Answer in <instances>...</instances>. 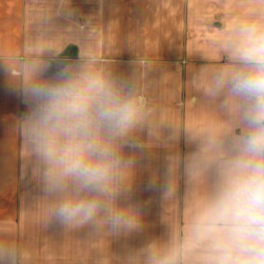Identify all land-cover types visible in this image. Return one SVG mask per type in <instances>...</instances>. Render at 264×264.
<instances>
[{"label":"clouds","instance_id":"9594fccd","mask_svg":"<svg viewBox=\"0 0 264 264\" xmlns=\"http://www.w3.org/2000/svg\"><path fill=\"white\" fill-rule=\"evenodd\" d=\"M227 53L230 63L208 91L226 95L233 119L186 166L190 179L208 172L214 179L181 239L154 248L147 264H264V23L238 22ZM27 102L32 154L45 191L56 197L52 214L70 227L102 213L114 228L134 226L115 197L132 165L122 148L140 122L144 97L100 72L63 68L53 80L33 78Z\"/></svg>","mask_w":264,"mask_h":264},{"label":"crops","instance_id":"0c3cea01","mask_svg":"<svg viewBox=\"0 0 264 264\" xmlns=\"http://www.w3.org/2000/svg\"><path fill=\"white\" fill-rule=\"evenodd\" d=\"M219 1L0 0V264H9L7 256L12 264H40L33 250H24L22 238L6 234L20 214L22 148L29 141L31 108L27 89L33 78L53 80L63 68L100 72L144 97L135 141L128 145H184L199 125L157 124L151 116L153 108L160 115H182L180 105L194 106L181 65L187 61L192 75V67L204 65L193 60V34L200 12L206 25L211 15L216 18ZM210 131L225 134L221 126ZM80 264H104L103 238H83Z\"/></svg>","mask_w":264,"mask_h":264},{"label":"rangeland","instance_id":"374dc122","mask_svg":"<svg viewBox=\"0 0 264 264\" xmlns=\"http://www.w3.org/2000/svg\"><path fill=\"white\" fill-rule=\"evenodd\" d=\"M219 2L215 4L221 10L214 20L211 15V24L206 25L200 12L199 25L193 34V60L204 65L192 67L193 75L188 73L187 61L181 65L185 86L194 92V106L180 105L182 115H160L159 109L153 108L151 116L152 123L199 125L200 130L194 132L192 139L181 142L184 145L130 147L126 143L122 148L125 159L131 160L132 165L115 197V204L125 210L128 218L135 220L134 226L114 228L104 213L81 227L60 222L51 212L56 197L45 191L41 166L26 141L27 145L22 148L20 214L16 225L6 228V234L22 238L24 250H33L40 264H80L83 238L84 242L85 238H103L104 264H144L147 259L144 254L149 257L154 248H165L175 238L181 239L198 197L209 189L214 179L212 172L199 180L190 179L186 173L187 163L204 147L210 135H219L210 130L218 126L226 130L233 119L226 95H211L208 85L217 71L230 63L227 47L231 29L241 21L264 23V0ZM198 6L203 11L206 5L201 1ZM133 133L128 142L135 141ZM150 182L153 188H149Z\"/></svg>","mask_w":264,"mask_h":264}]
</instances>
